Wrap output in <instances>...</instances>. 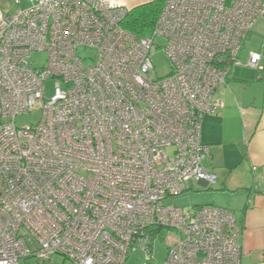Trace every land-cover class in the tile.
Returning a JSON list of instances; mask_svg holds the SVG:
<instances>
[{"label":"built area","instance_id":"1","mask_svg":"<svg viewBox=\"0 0 264 264\" xmlns=\"http://www.w3.org/2000/svg\"><path fill=\"white\" fill-rule=\"evenodd\" d=\"M128 1L0 11V264H124L138 251L150 263L158 236L165 264H242L231 211L165 201L216 182L202 122L224 108L217 94L264 0H164L148 37L123 28ZM156 37L172 68L161 79L151 77ZM32 52L48 54L46 68ZM261 61L250 53L248 66L261 71ZM38 103V127H18Z\"/></svg>","mask_w":264,"mask_h":264},{"label":"crops","instance_id":"2","mask_svg":"<svg viewBox=\"0 0 264 264\" xmlns=\"http://www.w3.org/2000/svg\"><path fill=\"white\" fill-rule=\"evenodd\" d=\"M151 1L155 0L133 4L129 0L128 6L133 9ZM250 53L260 54L264 67V18L244 41L241 66L232 68L217 94L224 108L203 119L201 141L210 150L203 166L216 182L199 191L205 192L203 205L234 214L242 264H264V69L248 66Z\"/></svg>","mask_w":264,"mask_h":264},{"label":"rangeland","instance_id":"3","mask_svg":"<svg viewBox=\"0 0 264 264\" xmlns=\"http://www.w3.org/2000/svg\"><path fill=\"white\" fill-rule=\"evenodd\" d=\"M0 9L4 12H10V14L16 13L20 9H26L30 6L28 0H0ZM132 4L136 1L142 0H131ZM154 43L156 45V50L152 56V62L154 66V70L151 74L153 79H161L170 75L172 72L171 65L167 59L165 53L166 41L161 37H156L154 39ZM79 55L82 58H88L92 55L91 51L87 49H80ZM48 54L45 52H32L31 53V61H33V65L35 68L43 69L47 66ZM88 65L89 63L86 62ZM56 81L50 79L45 82V94L44 97L46 100L50 99L54 95ZM43 117L41 103H38L35 108L26 115H22L17 118L16 124L18 127H38ZM204 191H199L197 189H193L188 191L186 194L171 198L165 201L166 205H173L185 210L193 209L195 206L203 205L204 199ZM168 253V248L165 243L163 237L154 240L153 245V258L149 263L150 256L145 252H130L128 258L124 264H165L166 257ZM149 257V258H148ZM22 264H71V262L64 259L62 256H54L50 260H46L44 262H37L30 260L29 262L23 261Z\"/></svg>","mask_w":264,"mask_h":264},{"label":"trees","instance_id":"4","mask_svg":"<svg viewBox=\"0 0 264 264\" xmlns=\"http://www.w3.org/2000/svg\"><path fill=\"white\" fill-rule=\"evenodd\" d=\"M164 0H155L130 9L123 22V28L138 37L151 36L164 7ZM162 236H158V239Z\"/></svg>","mask_w":264,"mask_h":264}]
</instances>
